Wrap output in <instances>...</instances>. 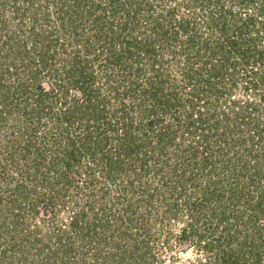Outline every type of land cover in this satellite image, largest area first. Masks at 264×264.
I'll use <instances>...</instances> for the list:
<instances>
[{
  "label": "trees",
  "instance_id": "trees-1",
  "mask_svg": "<svg viewBox=\"0 0 264 264\" xmlns=\"http://www.w3.org/2000/svg\"><path fill=\"white\" fill-rule=\"evenodd\" d=\"M246 1L0 0V264H157L144 219L194 264H264L263 129L226 99L264 65Z\"/></svg>",
  "mask_w": 264,
  "mask_h": 264
},
{
  "label": "rangeland",
  "instance_id": "rangeland-1",
  "mask_svg": "<svg viewBox=\"0 0 264 264\" xmlns=\"http://www.w3.org/2000/svg\"><path fill=\"white\" fill-rule=\"evenodd\" d=\"M226 1H229V2H226L228 5L231 4L230 0H226ZM236 1H239V0H236ZM248 1L245 2L246 11L242 12V16L244 18H247L249 16V14L251 12H253L256 16L255 17L256 18V20H255L256 27L258 28L259 26H261L260 29H262V31L264 33V30L262 28L263 23H264V6L261 5V2L263 0H258L257 2H256V0H251V1L248 0ZM234 8L237 9V11H239V9L242 10V7L240 4L235 5ZM52 10L54 11V8ZM190 10L182 8V11H183V13L186 14V16H187V14H190ZM43 12H44V10L42 11L41 14H39L41 19H43V16L46 15V13L43 14ZM54 12H51V13H54ZM201 14L202 13L199 12V15H201ZM6 16L8 18H10L9 21H11V22H10L9 26H6L7 28H4L5 35H7V37H8V34H9L12 36V38L18 37L21 33L17 32V28L19 26L21 27L22 25H18L17 21H19V20L17 18H14V14L12 12H9V14H6ZM13 21H15V22L13 23ZM28 21H30V20H28ZM44 22L47 23L49 21H44ZM200 24L202 26L204 24V21L200 22ZM13 25H14V27H13ZM4 26H5V24H4ZM23 27L24 26L21 27V31H22ZM205 27L206 26H204V28ZM204 28H202V29H204ZM263 38H264V34H263ZM18 39H19V37H18ZM247 66L249 67L248 72L253 76L252 77L253 81L257 82L256 87L251 86L252 79L246 80L245 76H246L247 68L245 65V66H243L245 69H244V71L241 72V76L238 80L239 83H237L235 85L232 82L229 83V94H228V96H226V99L229 96H233L232 94H235L234 96L243 98L246 101L247 105H251V107L248 108L249 114H246L247 115V125H242V127H245V132L247 130V134L256 135L255 140L257 141V135L259 134V131H262V129H263V131L261 132V134H262V136H264V65H260V63H259V66L256 65V66L252 67L251 65H248V64H247ZM104 80H105V78L102 79V81H104ZM253 85H254V83H253ZM224 99L225 98H223L222 101L220 102L221 105H223L222 103L224 102ZM226 99H225L226 105L224 107H226L229 103ZM258 123H260V127L257 128V130H256L255 126ZM246 126H247V129H246ZM252 127L255 129V131L250 130V129H252ZM256 131H257V133H256ZM249 141L252 142L253 140H250V138H249ZM231 152H232V150H231ZM239 161H241V160L239 159ZM187 217H188L187 214H184V215L180 214V215H178L177 218L169 221L170 223L173 224V226L176 227V228L173 227L176 234L180 231V228L183 225V223L186 222ZM137 220H140V219H137ZM167 221L168 220L158 221L157 225H151V224H148V221L146 219H144V220H142V224L140 223L141 222L140 221L138 224H135L134 228L132 229L134 233H137V230L139 228H141V231L144 234H141V232H140L139 234L136 235V237L140 238L141 240H145V239L149 240V242L154 245V247H152L153 248L152 251L160 254V259L158 260L159 262L157 264H160L161 261H165L168 264H194L195 261L199 260L201 257L204 259L205 257L203 256V254L199 253L196 249H194V247L191 248L186 243L182 244V245H178L176 237H171L169 240V244L164 245V242H165L164 239L165 238L164 237L160 238L159 234L162 232L163 224H166ZM164 230H165V228H164ZM170 231H172V230H170L168 228L163 233H165V235H167V236H170L169 235ZM107 247H111V246H107ZM160 247H163V248H160ZM141 251L144 252L145 249H143ZM117 252H118V250H117ZM114 255L117 256L120 254H114ZM114 255L111 254V256H114ZM108 262L111 264L117 263L113 259V257H109ZM124 263H125V261L121 262V264H124Z\"/></svg>",
  "mask_w": 264,
  "mask_h": 264
}]
</instances>
